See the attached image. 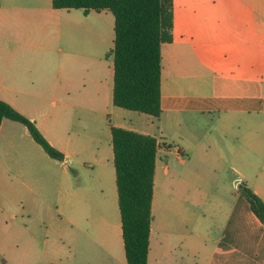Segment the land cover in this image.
Masks as SVG:
<instances>
[{
	"label": "crops",
	"instance_id": "0c3cea01",
	"mask_svg": "<svg viewBox=\"0 0 264 264\" xmlns=\"http://www.w3.org/2000/svg\"><path fill=\"white\" fill-rule=\"evenodd\" d=\"M68 11L53 9L52 0H0V100L33 121L53 147L52 137L45 132L49 101H26L23 89L32 79L51 88L53 75L63 79L87 71L88 65L78 63L79 55L67 56L54 47V28ZM171 11L172 41L161 47L159 118L166 117L177 127L209 118L214 125L212 134L218 135L193 136L197 139L193 146L173 148L165 136L159 140L146 132L151 123L148 119L130 117L127 126L108 123V129L111 125L153 136L169 146L157 151L156 169L159 159L163 162L162 176L169 183L165 189L163 183L160 186L161 200L165 208L170 205L171 214L164 217L159 233L152 219L147 264H264V227L238 191L224 212L223 204L215 201L191 218L179 212L185 195L178 178L182 162L190 161L199 149L200 159L209 153L224 158V154L212 151V136H224L235 143L236 150L231 144L230 149L224 148L228 162L236 157L246 166L250 149L257 156L263 151L264 0H171ZM22 29L38 37L33 39L37 44L32 56L25 54L29 44L20 37ZM96 34L98 52L99 35L103 38L104 32L97 30ZM109 51L107 59L112 58V49ZM108 76L112 103L113 58ZM103 89L102 85V95ZM99 93L94 92L96 97ZM112 112L117 121L129 116ZM177 139L182 141L180 136ZM107 148L92 152L94 163L84 158L78 162L64 148H58L65 157L58 162L46 156L26 127L2 121L0 192L12 184L19 194L9 205L0 204V264H74L78 252L81 264H127L110 129ZM82 154L84 149H80ZM73 165L76 171L90 169L99 176L88 187L76 186L70 174ZM227 167L231 178L239 185L245 183L264 202V168L254 171L249 182L240 180L231 164ZM40 174L47 177V185L35 179ZM154 192L155 184L152 215ZM206 220L211 222L209 226L203 225Z\"/></svg>",
	"mask_w": 264,
	"mask_h": 264
},
{
	"label": "rangeland",
	"instance_id": "374dc122",
	"mask_svg": "<svg viewBox=\"0 0 264 264\" xmlns=\"http://www.w3.org/2000/svg\"><path fill=\"white\" fill-rule=\"evenodd\" d=\"M68 12L69 15L65 17V20L54 28L55 37L53 39L57 40L54 47L67 56L73 54L76 57L79 55L78 63L83 67L88 65L87 71L81 70L75 75H69L63 79H57L53 75L51 88L46 84L37 82L36 79H32V83L27 84L23 89L26 93V101L37 104L49 101L46 102V106L49 107L45 110L48 119L45 132L48 137H52V143L57 150L64 148L65 152L70 153L71 158L79 160L78 162L84 158L87 162L94 163L96 158L92 152L96 148L100 147L104 152L108 151V123L120 122L119 124L126 125L130 117L133 120L138 117L148 119L151 123H148L146 132L152 133L159 140H163L165 136L169 139L165 142H168L173 148L183 147L185 144L193 146L197 140L196 137L201 138L207 133L212 134L214 125L211 124L209 118H198L194 122L177 127L175 122L166 117L157 119L145 114L115 108L111 103V95H109L108 89L110 84L108 66L112 58L107 59L109 50L113 49L114 18L109 11L99 13L90 11L86 16L80 9H72ZM97 30L104 32L103 38L99 35L98 52ZM20 37L28 40L26 44L29 45L25 47V54L34 55L36 51L34 44L37 43L36 41L33 42V39H38V37L24 32L23 29ZM102 85L104 87L103 95ZM96 90L100 91L97 97L94 94ZM41 99H45V101L40 102ZM112 111H120V113L129 116H124L127 118L124 121L121 117L120 121H117ZM186 119L185 117L183 120ZM216 128L223 129V126H216ZM162 132L165 135H162ZM178 136L182 138V141L177 139ZM216 136L211 137L213 139L211 148L217 154H224L223 159L212 153H209L204 159H200L197 157L201 152L199 149L190 161L184 160L182 162L183 168L178 178L181 179L182 193L185 197L179 212L187 217L192 218L198 215L199 211L204 212L205 208L209 209V206L206 205H213L215 201L223 204L222 212H224L227 208L226 205L231 201L233 193H237L239 186L236 178H231L230 173H227V165H232L236 172L235 175L240 180L246 179L249 182H252L250 178L254 171L258 168H264V143L262 144L263 151L259 153V156L253 154L251 149L248 151V164L242 166L236 157H231L229 163L227 155L224 153L225 147L230 149L233 146V150H236L235 143L226 141L224 136L219 135L221 136L219 138ZM205 143L208 144L209 141ZM238 144L245 145L244 143ZM80 149H84V154L80 155ZM162 165L163 162L157 159L154 178L155 205L152 219L158 233L161 231L162 223L164 224V217L171 214L170 205L168 204L165 208L164 202L161 200L160 186L163 183L165 189L166 185L169 184L162 176ZM72 167L70 174L73 184L76 186L88 187L99 176L98 172L92 173L90 169L79 168V171H76V166L73 165ZM175 168L179 169L180 166L175 164ZM35 179L47 185L48 180L45 175H37ZM8 186L0 192V204L9 205L13 199H17L16 195L19 194V191L12 184H8ZM203 202L205 204H202ZM12 212H16V209ZM210 224L211 222L206 220L203 225L209 226ZM73 262L74 264H81L79 252L75 254Z\"/></svg>",
	"mask_w": 264,
	"mask_h": 264
},
{
	"label": "trees",
	"instance_id": "16d2710c",
	"mask_svg": "<svg viewBox=\"0 0 264 264\" xmlns=\"http://www.w3.org/2000/svg\"><path fill=\"white\" fill-rule=\"evenodd\" d=\"M55 10L109 11L113 18V106L159 118L161 47L172 41L171 0H52ZM4 119L28 130L46 156L63 162L35 123L0 100ZM123 247L127 264H147L157 151L169 148L153 136L109 125ZM238 193L264 227V202L245 184Z\"/></svg>",
	"mask_w": 264,
	"mask_h": 264
}]
</instances>
